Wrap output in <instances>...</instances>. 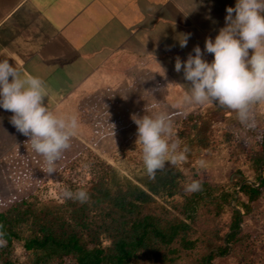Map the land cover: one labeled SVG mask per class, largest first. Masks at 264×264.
Instances as JSON below:
<instances>
[{
    "label": "trees",
    "instance_id": "1",
    "mask_svg": "<svg viewBox=\"0 0 264 264\" xmlns=\"http://www.w3.org/2000/svg\"><path fill=\"white\" fill-rule=\"evenodd\" d=\"M166 87L164 78L148 77L137 85L134 97L126 94L115 98L116 116L132 110L124 120L118 117V126L125 128L127 121L135 124L131 116L145 109L151 111L154 104L163 101ZM102 102L104 107H110L107 98H102ZM165 104L171 116L182 123L180 136H187V129L195 130L203 119L200 112L184 113ZM133 105L137 107L134 109ZM109 112L110 109L103 112L110 117L107 121L115 115ZM0 121L7 139L17 135L18 143L26 144L28 138L18 133L10 121ZM250 134L255 137L253 144L246 143ZM233 135L231 140L238 141L230 140V144H235L238 151H247L256 177L255 183L247 182L240 188L245 199L237 205L247 214L264 195V129L259 123L252 129L242 125L238 137ZM0 141L1 146L9 147L3 151L0 148V170L15 168L22 177L27 173L26 158L17 153L14 142L9 144L1 136ZM84 152L93 158L91 168L86 170L77 162ZM87 160L90 163L88 157ZM56 165L58 173L69 177L62 184L63 189L83 188L89 193V202L81 204L63 197L60 203H52L44 199L37 185L22 189L12 198L0 197V232L6 241L0 247V264H213L216 257L228 255L230 248L234 263L255 264V251L260 248L263 233L240 232L244 215L232 206L235 194L229 187L213 183L205 170L194 168L185 173L172 165L166 174L157 172L155 180L146 176L139 186L112 175L111 166L76 137H72L71 147ZM193 179L201 183V190L187 194L184 183ZM226 237L229 246L221 244ZM17 243L27 253L26 262L14 257Z\"/></svg>",
    "mask_w": 264,
    "mask_h": 264
},
{
    "label": "crops",
    "instance_id": "2",
    "mask_svg": "<svg viewBox=\"0 0 264 264\" xmlns=\"http://www.w3.org/2000/svg\"><path fill=\"white\" fill-rule=\"evenodd\" d=\"M235 3L0 0V60L42 78L49 90L44 104L55 114L69 109L68 114L79 117L90 100L100 104L102 97L123 98L148 77L164 78L167 89L174 84L170 87L174 93L175 85L185 88L175 78L183 75L175 71L176 57L186 61L197 45L204 51L205 39L214 40L225 26L226 8ZM184 34L190 36L181 48ZM204 59L211 62L213 55L205 52ZM12 115L0 107V120L10 121Z\"/></svg>",
    "mask_w": 264,
    "mask_h": 264
},
{
    "label": "clouds",
    "instance_id": "3",
    "mask_svg": "<svg viewBox=\"0 0 264 264\" xmlns=\"http://www.w3.org/2000/svg\"><path fill=\"white\" fill-rule=\"evenodd\" d=\"M226 13L225 26L214 40L205 39L204 51L197 45L193 49L195 54L189 53L186 61L176 57L175 71H183L187 81L182 103H217L234 111L239 122L252 129L256 127L253 107L264 103V0H236L235 7H227ZM189 36L184 34L179 39L181 48L187 46ZM205 52L213 55L211 62L204 59ZM45 97H49V90L42 78L23 74L9 60H0V107L13 113L11 124L29 138L26 144L44 158L46 171L52 174L56 162L71 147L79 121L75 114H55L49 104H44ZM131 119L137 125L136 144L150 180H155L166 162L176 165L187 159L189 149H181L180 142L174 139L173 121L167 112L133 114ZM204 163L199 161V166ZM201 187L194 179L184 183L187 194ZM62 195L81 204L90 200L83 188H65ZM3 236L0 232V247L6 244Z\"/></svg>",
    "mask_w": 264,
    "mask_h": 264
},
{
    "label": "rangeland",
    "instance_id": "4",
    "mask_svg": "<svg viewBox=\"0 0 264 264\" xmlns=\"http://www.w3.org/2000/svg\"><path fill=\"white\" fill-rule=\"evenodd\" d=\"M175 78L179 84L184 85V83H187L181 74H175ZM173 86L174 84H171V86L169 85V88H166L162 93L163 101H158L159 104H154L155 107L152 108L151 111L145 112V110H143L144 112L140 113L138 116L152 114L155 111H165L170 115L172 121L176 122L175 124L173 123L176 134L174 139L180 142L181 149L184 146H187L189 149L187 159L184 162L176 164V167L185 173H190L194 168L205 170L213 183L218 186L222 185L229 187L230 192L235 194V198L232 200V206L244 215L240 222V232L246 231L254 235L263 233V238L261 237L262 239H260V248L264 249V195L252 205V209L247 214L242 207L240 209L237 205L239 201L245 199L242 193H240L241 186L249 181L255 183L256 177L250 167L252 163L248 161L247 151L244 149H239L242 151H238L235 149V144L233 146L230 144L231 135L235 134L238 137V131H241L242 128V124L237 119L236 113L229 109H219L215 103H207L204 105L182 103V95L186 87H180L184 90L182 91L178 85H175L176 89L174 93V91L170 89V87L173 88ZM134 93H137V91L128 92V94H130L129 96L132 95L133 97L136 95ZM115 100L116 99H114V101L110 100L109 108L104 107L102 101L98 106L97 100H90V107L83 108V111L80 113L81 116L78 117L79 129L74 137L78 138L82 144L86 145L97 154L99 160L110 165L112 168V175L121 179H128L142 186L140 180L144 179L147 174L142 163L140 146L136 144L137 125H130L127 121L125 128H121V125L118 126L119 120L116 122L118 117H123L124 120L127 116H130L128 114H130L132 110L123 111L116 116L118 108L114 106ZM165 103H168L173 109L182 110L184 113L200 112L203 115V119L195 130L187 129L189 131L187 136H180L179 134L183 129L181 127L182 123L179 122L180 120L177 117L171 116V111L167 109ZM133 107L135 109L137 106L133 105ZM254 107L256 123H259V125L261 124L264 129V103H258L254 105ZM109 109L110 115L113 113L115 114L111 121H107L110 117L103 113L107 110L109 111ZM67 112H69V109L68 111L63 109L62 114H68ZM76 115L78 116V114ZM83 117L89 119L88 122H83L81 120ZM6 119H4L5 122H7ZM1 124L2 123H0L1 138L9 141V144H11V142L15 143L16 146L14 148H17V153H21L20 156L26 158L24 164L27 165V173L20 177L18 176L20 173L16 171L15 168L9 169L8 171L0 170V197L12 198L17 196V193L22 189L32 188L33 185H37V187L41 189L45 200L52 203H60L63 200L62 193L64 191L62 184L69 180L68 175L58 173L56 171L57 165H55V172L48 174L44 158L41 155L34 154L33 149L28 144L18 143L19 140L17 139V135H11L7 139L4 133V126ZM235 135L233 136L235 137ZM234 139L235 141L231 140V142L238 141L237 138ZM246 139V143H255V137L252 134L248 135ZM0 144H2L1 141ZM0 148L2 149L0 150L3 151L7 150L9 147L0 145ZM25 149H27V151H24ZM8 155L9 154H6L5 156ZM87 155L88 153L86 154L84 152L79 156L80 160H77L79 167L84 170L89 167L91 168L90 164L91 161H93L92 156H90V154ZM87 157L90 163H88ZM201 160L205 162L203 167L199 166V161ZM172 167L174 166L166 162L165 168L162 171H158V173L166 174ZM82 169L79 170L81 171ZM239 172H242L244 177ZM74 173L76 174V172ZM74 173L73 176H75ZM260 176H262L261 172ZM246 178L247 180L245 181ZM236 183H238V185H236ZM256 186H258V184ZM217 224H219V222H217ZM205 235L208 237V233ZM221 244L229 246L227 237ZM260 248L258 251H255V264H264V252H261ZM231 253L232 248H230L228 255L216 257L213 264H236L230 257ZM14 257L20 259L22 262H26L28 258L27 253L24 251L21 243L16 244Z\"/></svg>",
    "mask_w": 264,
    "mask_h": 264
}]
</instances>
